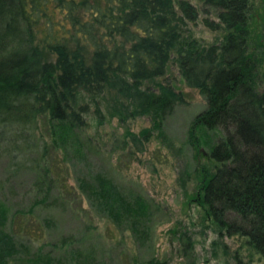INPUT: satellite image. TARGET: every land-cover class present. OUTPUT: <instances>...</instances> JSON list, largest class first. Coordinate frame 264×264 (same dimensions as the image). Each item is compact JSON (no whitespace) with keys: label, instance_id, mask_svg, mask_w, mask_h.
<instances>
[{"label":"trees","instance_id":"1","mask_svg":"<svg viewBox=\"0 0 264 264\" xmlns=\"http://www.w3.org/2000/svg\"><path fill=\"white\" fill-rule=\"evenodd\" d=\"M203 2L216 8L218 20L204 17V24L223 29L207 44L185 27L197 15L187 0H177L176 8L173 0H0V154L16 165L28 159L33 188L48 198L52 183L34 140L37 120L54 146L87 147L84 113L101 102L120 121L148 116L149 126L123 130L124 139L140 143L151 130L160 133L163 118L183 101L159 79L173 62L205 100L187 129L195 162L196 154L205 158L195 163L190 199L218 233L244 235L264 264V89L258 85L264 12L259 20L250 15L247 0ZM77 185L113 221L136 234L145 229L148 203L139 195H125L100 173L79 177ZM183 241L191 247L188 235ZM24 249L7 230L0 200V264L21 252L31 257ZM30 264L60 263L38 253ZM71 264L98 263L73 253Z\"/></svg>","mask_w":264,"mask_h":264},{"label":"rangeland","instance_id":"2","mask_svg":"<svg viewBox=\"0 0 264 264\" xmlns=\"http://www.w3.org/2000/svg\"><path fill=\"white\" fill-rule=\"evenodd\" d=\"M187 1L197 11L194 19L186 20L187 31L204 44L218 41L223 29L203 22L204 17L218 22L216 8L203 0ZM247 1L250 15L261 19L264 0ZM176 2L173 0L175 8ZM159 79L178 91L183 101L163 118L160 133L151 130L140 143L124 139L123 130L136 133L149 126L148 116L120 121L101 102L99 107L89 103L84 113L82 134L89 139L87 147L71 143L63 149L54 146L44 121L37 120L34 140L52 183L46 199L32 186L28 159L16 165L8 155L0 154V200L6 206V227L13 239L26 247L27 255L48 254L60 264H71L73 253L92 257L98 264H146L150 258L158 260L156 264L262 263L244 235L218 233L215 224L202 216V208L190 199L197 176L195 163L205 158L196 154L195 162L196 149L189 142L187 129L205 100L184 82L173 62ZM258 85L264 89V62ZM14 160L20 162L19 157ZM95 173L111 179L125 195H139L148 203L143 231L134 233L128 223L113 221L89 203L77 181ZM51 197L54 203H50ZM184 234L189 236L190 248H185ZM63 236L67 237L61 241ZM25 256L21 252L9 264H30L31 257Z\"/></svg>","mask_w":264,"mask_h":264}]
</instances>
